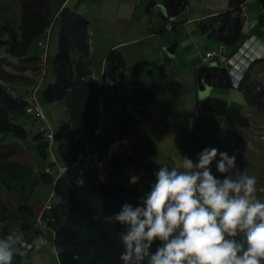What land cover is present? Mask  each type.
I'll return each mask as SVG.
<instances>
[{
	"label": "trees",
	"instance_id": "16d2710c",
	"mask_svg": "<svg viewBox=\"0 0 264 264\" xmlns=\"http://www.w3.org/2000/svg\"><path fill=\"white\" fill-rule=\"evenodd\" d=\"M228 2L226 12L203 21L200 29L233 52L248 37L243 14L248 0ZM19 3V26L0 24V133L15 138L16 143L20 138L26 139L25 127L32 116L27 112L25 97L33 95L37 86L42 87L38 97L43 103H59L65 107L67 119L56 133L51 148L56 161L69 170L55 180L44 167L43 182L55 184V196L51 212L44 215L40 223L54 234L60 264H122L120 255L124 249L119 234L124 228L109 216L118 213L125 203L139 206L144 194L143 181L131 183L134 157L118 153L119 144L130 126L148 120V103L154 100L153 88L143 82L127 83V63L119 49L112 50L107 57L104 84L92 78L90 21L78 11V6L65 5L53 11V0H19ZM188 5V0H166V18L175 26L186 22L187 19L175 22L174 19L182 16ZM258 5L261 14L257 25L264 29V0H258ZM56 22L58 52L52 61L48 57L44 62L42 49L39 47L40 55L33 49ZM49 65L53 67L55 81L40 86L43 72ZM263 73L264 59L251 66L239 86L247 105L262 111ZM205 77L216 87L231 86L226 69L214 68ZM102 102L103 113L100 110ZM208 107L223 116L226 127L248 126L241 111L228 107L224 101L206 102ZM35 138L39 142L36 149L42 163L50 162V145L44 133ZM3 159L7 157L1 155L0 162ZM48 167L55 168L56 164L50 163ZM103 176L107 183L101 180ZM4 209L7 211L8 207L0 199V238L13 230ZM19 211L35 216L28 205ZM20 228L28 243L42 235L39 229L28 233L31 227L27 225ZM31 234L36 237L30 238ZM157 246L158 242L152 251ZM17 247L23 254H15L13 264H35L39 258L35 248L29 251L22 245Z\"/></svg>",
	"mask_w": 264,
	"mask_h": 264
},
{
	"label": "clouds",
	"instance_id": "9594fccd",
	"mask_svg": "<svg viewBox=\"0 0 264 264\" xmlns=\"http://www.w3.org/2000/svg\"><path fill=\"white\" fill-rule=\"evenodd\" d=\"M246 5L243 6L244 17ZM166 17L167 11L164 13L166 25L162 32L170 34L171 31L181 26V23H177V26L173 25ZM177 19L175 18L174 22L178 21ZM261 29L264 35V29ZM47 34L49 35V32ZM49 42V38L47 37L44 41L45 45L42 47L44 62H46L48 57L49 61H52L55 57L50 56ZM176 44V42L171 44L174 47L164 44L166 47L163 52L168 55V59L164 61V65L160 68L161 75H158V88L161 89L159 81L168 78L170 79L168 80L170 81L168 84L171 88H174L177 84L179 90H187L188 88H184L182 84L183 80L180 78L183 75L185 77V82L183 83H186V86L187 83H192L193 85V89L188 90V92L195 94L198 99L197 106L195 107L196 113H198L199 106L202 103L203 113L207 112V121L205 124L203 122L201 124L205 126L209 125V120H212L213 117L220 118L224 123V118L221 114L214 112L210 107H204L206 106V102L213 104L214 99L221 100L226 102L228 107L234 108L232 107L234 104L224 99L213 97L211 93L216 88L239 91L244 98L246 108L243 111L241 110L242 108L235 109L241 111L247 119L248 126L243 128L251 129L253 124L251 123V119H249L248 113L255 111L253 114L264 115V111L248 106L239 86L249 73L251 66L255 62L264 59V40L256 35H248L233 52L228 51L229 48L219 43L217 48L205 53L203 62H220L221 66L214 68L226 69L231 83V86L228 88L216 87L208 83L205 77L204 81L209 85V90L205 93L198 92L197 90L198 76L196 71L202 69L199 64L192 71L178 70L171 67L173 57L175 56ZM219 50H222V54L226 57V60L218 57H208V53ZM163 67L166 70L164 73L162 72ZM214 68H208L204 75L206 76V73ZM173 69L174 73L169 74ZM47 72L48 67L43 72L41 82L46 78ZM104 74L102 79H98L101 84H104ZM126 75L127 81L128 74ZM261 76L264 79V73ZM151 86L152 88L154 87V85ZM37 90L38 87L34 90L33 95L31 93L25 97L28 103L27 112L37 121V133L33 137V141H35L37 134L44 133L45 141L50 145L48 151L50 162L45 160L38 166L36 161L34 166L36 170L34 169L33 173L36 177L42 179V172L44 167H46V172L54 175L55 180H58L69 170L67 166L56 161L51 148L55 144L56 133L60 128L55 131L54 127L52 128L36 96ZM199 93L206 95V99L205 97H200ZM31 96H35V104L30 103L29 98ZM157 99L158 97L154 95V100L148 103V107L151 102ZM202 99L205 100L201 101ZM100 110L102 113L104 112V102L101 103ZM200 115L201 117L203 116L202 110ZM150 116L148 115L149 118L146 122L151 119ZM63 121L61 122L63 123ZM39 122H41V127L38 129ZM224 126L226 127L225 123ZM29 127V124L25 127L27 136L26 139L20 138V141H18L20 144L30 137L32 128L29 129ZM49 132H52L54 135L52 142L47 138ZM257 135L255 134L254 138H257ZM0 140L2 143L0 144V156L7 157V159H3L0 162L1 170L3 163L17 154L20 144L15 142V138L1 133ZM36 142L39 144L37 139ZM213 162L216 163L217 172L223 176V179H219L213 175L211 171ZM235 162L236 157L234 155L230 157L227 152H220L213 147L202 150L195 161L187 156H183L171 166L167 164L160 165L158 170L154 172L155 183L152 185V182L148 184L151 185L150 191L141 198L140 205L133 207L131 204L125 203L118 213L109 216V219L114 220L124 228V231L119 234L124 249L120 255L122 264H145V261L147 264H264V199L259 196V193L263 191L258 187L256 176L249 175L247 171L241 173L239 170H236ZM50 163L56 164V167H48ZM101 180L107 183L105 176ZM138 180L139 177L133 176L131 183H137ZM3 181L5 180L0 177V199L8 207L7 211L4 209V212L7 213V217H9L10 211L11 215L23 220L28 212L19 211L21 208L17 206L21 205L19 199H16V202L8 200L10 194L14 196L15 194L11 192V186L7 185L6 181ZM44 184L52 186V194L47 203L43 205L40 217L37 219H34L36 216L32 217V220L38 221L36 226L39 225L44 215L51 212V202L55 196V184ZM31 208L33 209V207ZM12 209L15 211H11ZM23 225L26 224L20 223L19 227H13L12 233L0 238V264H13L14 255L23 254L20 252V248L17 247L18 245H22L30 251L34 248L36 249V245L39 243H47L41 236H38L33 242L28 243L25 239L23 228H20ZM37 229H39L38 226ZM27 232L32 233L30 230ZM35 237L34 234L33 237L30 235V238ZM157 242L158 246L155 248V251H152L153 245Z\"/></svg>",
	"mask_w": 264,
	"mask_h": 264
},
{
	"label": "rangeland",
	"instance_id": "374dc122",
	"mask_svg": "<svg viewBox=\"0 0 264 264\" xmlns=\"http://www.w3.org/2000/svg\"><path fill=\"white\" fill-rule=\"evenodd\" d=\"M114 1L116 0L109 1L108 11L103 15L104 20L102 26L105 27L106 31L98 34L99 30L101 31L103 28L100 26L99 28L92 26L97 30L94 39L96 42V51L100 54L102 53L104 46L103 41L117 42L126 40L129 36L136 38L141 35L142 37L149 34L153 29H160L164 24L157 13L156 19L151 20L150 24L141 22L142 25L139 23L130 25L128 20H125L123 25H121L122 29H119V20L130 18L131 15L124 14L122 10L118 11L117 8L114 9ZM59 2L60 0H53V11H56L61 5ZM75 3L77 4L78 1L75 0ZM148 3L149 0H139V4H142V6H140L136 10V14L133 15V21L139 22L142 17L146 20L149 18L143 10L146 9L143 6H147ZM96 4H100V2L97 0H86L79 6V11L94 19V16L100 12V8L97 10L95 9ZM70 5H73V3L71 2ZM114 16L119 19L114 21ZM20 22L21 8L19 0H0L1 25L9 24L17 28ZM253 28H255V23H253ZM193 34L198 36L197 31H194ZM97 35L98 38H96ZM176 37L177 36H172L170 34L165 35L164 37H159L155 41L153 39L147 40L148 38H146V41L141 40V43H138L135 48L130 46L129 48L124 49L128 60L126 61L130 68L127 83H140L146 79L153 81V93L158 99L149 104L148 115H151V119L145 124L133 125V127L130 126L127 135L120 141L118 152L126 153L127 155L134 157L135 163L133 166V176L139 177L138 183L143 181L142 191L145 195L149 192L147 190V185L151 182V184L155 183L156 178L154 172L158 170L160 165L167 164L171 166L176 160H179L180 157L183 156H187L195 161L202 150L214 147L220 152H227L230 157L233 155L236 157V170H239L241 173L247 171L249 175L256 176L258 187L263 191L259 193V196L264 199V115L253 114L255 111L248 113L249 119H251V123L253 124L251 129L239 126L227 128L224 126L223 121L218 117H213L212 120H209V125L207 126L201 125L202 122L205 124L207 121V112L203 113L202 103L199 106L198 113H196L195 107L197 105L190 100L192 95L188 92V90L193 89L192 83H187L186 86V83H183L185 82V77L182 75L180 77L181 80H183L182 84L184 85V88L188 89H183V91L176 94L178 97L174 103H178V108L169 106L171 108L165 109L164 105L171 104V100H166L165 97L169 98L171 95H166L164 90L165 85H163L160 92L158 91L155 74L152 77L146 75L151 69L150 65L154 64V56L157 51H155L154 46L164 45L165 43L168 44L171 40H177ZM5 38L8 39L9 35H6ZM49 41L52 48L55 41L56 45L54 50H56V55L58 51V28L53 35L49 32ZM205 41L213 42L208 38H205ZM197 44L199 43H195V41L184 44L181 56L192 65L198 63L201 68L212 69L221 66V63L218 61L204 63V53H201ZM43 45H45L44 41H42V44L39 46L42 48ZM194 50H196L197 53H195ZM111 51H109V53ZM31 53H33L32 50ZM94 59V68L95 71L98 72L100 67H97V58L94 57ZM183 65H186L185 61L183 62ZM202 72L203 71H196L197 76H199L200 79L197 81L199 83V88L200 81L205 80V75L202 74ZM126 74H128V69ZM39 83H41V81ZM208 90V86H205L200 92L205 93L208 92ZM201 93H199L200 97H205L206 99V95ZM233 93L238 95L243 101L244 98L239 91ZM211 94L213 97L232 101L234 104L232 107L241 109L238 98L235 95L230 96L226 90L216 88ZM205 99H202L201 101H204ZM204 107L206 108V106ZM201 110L202 117L200 115ZM241 110L243 111L244 109ZM164 111H169L170 116H161V112ZM52 113H57L61 117V120H63V117L65 116L64 108L62 106L60 108H55ZM36 124L37 121L34 118L29 120V129L32 128L30 137L20 144L17 154H15L10 160L5 161L0 170V177L7 180V182L9 181L8 183L12 184L14 189H16L15 199H22L21 205H17L19 207L25 205L34 207L35 204H37V201H40L39 206H43L51 198L52 194V186L45 185L42 182V179L36 177L33 173L36 170V167H34L36 161L34 160L35 157L31 145H33V137L37 133ZM255 134H258L257 138H254ZM21 155H23L22 158ZM20 160L22 164H20ZM144 161L149 165L146 166ZM211 171L213 175L217 176V178L223 179V176L217 172L215 162L211 165ZM11 211L15 210L12 209ZM34 219L37 218L34 217ZM8 223L12 227H19L20 223L26 224L31 227L30 231L34 232L37 229L36 223H38V221L32 220V217L28 214L23 220L16 218L11 215L9 211ZM38 228L43 234L41 235V238L47 243H39L36 245L35 253L39 258L36 260L35 264H60L54 245V234L52 230L41 223L38 225ZM31 236L33 237V234H31Z\"/></svg>",
	"mask_w": 264,
	"mask_h": 264
},
{
	"label": "crops",
	"instance_id": "0c3cea01",
	"mask_svg": "<svg viewBox=\"0 0 264 264\" xmlns=\"http://www.w3.org/2000/svg\"><path fill=\"white\" fill-rule=\"evenodd\" d=\"M77 1H78V3L76 4L75 0H60L59 3H61V5L59 6V8L64 7L65 5H70V3L72 2L73 5H70V6H78V11H79V6L82 3H84L86 0H77ZM97 1H99L100 4H96L95 9L97 10L98 8H100V12H98V14L94 16V19L83 14L90 21V61H92L91 70H92L93 78L97 79V80L102 79V76L104 74L105 62H106L107 55L109 54V51H111L113 49H119V50H121V53L123 54L124 59L127 60L124 49L129 48L130 46L135 48V46L138 43H141V40H145L146 38H148L147 40L153 39L155 41L159 37H164L165 35H170V34L172 36H177L176 37L177 40H171V42H169L168 44L165 43V45H168L169 47H172L171 44H173L175 42L177 43L176 44V50H175V56L173 57L174 59H173V62L171 64L172 65L171 67L175 68V69L177 68L178 70L192 71L193 69H195L198 66V63L192 65L188 61H186L183 58V56H181V52L183 50L184 44H186V43L188 44L192 41H195V43H199L197 45H198L199 49L201 50V53H204V55H205V53L211 51L212 49L217 48L219 46V43L216 40L212 39L211 37H209L208 35H206L202 32V30L200 29V22L206 21L210 17H213L217 14L225 12L228 9V5H229L228 0H189V5L187 8V11L177 19L178 21H180V19L187 18V21L182 22L180 24L181 26H179L176 30L171 31V33L168 34V33L162 32L163 29L165 28V25H166V21L164 18V13L167 11L165 3H164L165 0H149L148 5L143 6L146 9L142 8L144 10L145 14L147 16H149V18L147 19L148 21L142 17L139 20V22L132 20L133 15L136 14V10L140 6H142V4H139V0H116V1H114L115 2L114 3V5H115L114 9L117 8L118 11L122 10L124 12V14H130L131 15L130 18H125L123 20H121V19L119 20V25H120L119 29H122L121 25H123L125 20H128L130 25L137 24V23L142 25L141 22H144L146 24H150L151 20L156 19L157 13L161 17L164 24L161 26L160 29H158V30L153 29V30H151V32L149 34H146L145 36L141 37V35H139L138 37H140V38H138V37L135 38V37L129 36L128 39L123 40V41H117V42L116 41H103L104 46H103L102 53L100 54L96 51V42L94 39L97 30H95V28H93L92 26H94L96 28H99V26H100L101 28H103V29H101V31L99 30L98 34L106 31L105 27L102 26V23L104 20L103 15L108 11L109 1H112V0H97ZM79 12L81 13V11H79ZM260 14H261V9L258 5L257 0H249L247 2L246 12H245L246 34L256 35L257 37L264 40V35L262 32V29L257 25ZM118 19L119 18H116L114 16V21L118 20ZM253 23H255V28H253ZM57 28L58 27H57V22H56V23H54L53 27L48 30V32H51V34L53 35V33L56 32ZM194 31L198 32V36L193 34ZM143 33H145V32H143ZM46 37L49 38V35L48 34L44 35L42 37V39H40L36 43V45L33 49L35 54L40 55L42 53V51H41L42 48L39 45L42 41H45L47 39ZM96 38H98V35L96 36ZM168 38H170V37H168ZM205 38L211 39L213 42H207V41H205ZM52 39H53V36H52ZM51 42H52V40H51ZM142 42H144V41H142ZM55 45H56V43L54 41L53 48H52L51 43L49 42L50 56H53V57L56 53V50H54ZM165 45L162 44L159 46L158 45L154 46L155 51L157 50L156 54L154 56V64L150 65L151 69L149 70L148 74H146V75H149L150 77H152L155 74L156 78H157L156 82H158V79H159L158 75H161L160 68L162 67V65H164L163 64L164 61L166 59H168V55L163 52L164 48L166 47ZM160 48H161V50H160ZM229 50L230 49H228V51ZM194 52L197 53L196 50H194ZM94 57L97 58V67H100V70L98 72H96L95 68H94V60H95ZM178 57H180V58H178ZM75 58H77V56H75ZM127 61H126V63H127V67H128V78H129L130 68L128 66L129 64ZM184 61L186 62V65H183ZM168 80H170V79L167 78V79L159 81V84L161 85V89L158 88V91L160 92V90H162L163 85L165 84L166 87L164 88V90L166 92V95H168V94L171 95V97H169V98L165 97L166 100H171V104L170 105H164V108L165 109L171 108V107L178 108L179 107L178 103H174V102H176V100H177L176 98L178 97L176 94L178 92H180L181 90L178 89V86L176 83H174V84H176V86H174V88H171V86L168 84V83H170V81H168ZM52 81L53 82L55 81V74L53 71V67L49 65L46 78L43 80V82L41 83L40 86L44 85V87H45L47 84L53 83ZM177 81H178V79H177ZM143 82L148 83L150 85H154L153 81H150L147 79L143 80ZM37 87H38V90L36 92V96L38 97L39 89L42 87H39V86H37ZM223 90H225V89H223ZM226 92L230 96L235 95L233 93L235 91H233V90H226ZM190 94L192 95V97H190V100H192L197 105L198 99H197L196 95L193 93H190ZM235 96L238 98V101H240L239 106L242 109L246 108L245 104H244L245 101L244 100L242 101V99L238 95H235ZM38 99H39V103L41 105L43 112L47 116L49 122H51V124L53 125L54 129L57 130L58 128H60L61 123H62L61 121L66 119L65 107H63L62 105H60L58 103L46 104V103H43L39 97H38ZM228 99H230V98H228ZM229 102L231 104H233L232 101H229ZM61 106L64 108V112H65L64 113L65 116L63 117V120H61V117L57 113H55V114L52 113L55 108H60ZM169 106H171V107H169ZM161 116L168 117V116H170V113H169V111H164V112H161ZM40 127H41V122H39L38 129ZM32 144L33 145H31V147H32V151H33V154L35 157L34 160L37 161V164L39 166L40 163L42 162V160H41L40 156L38 155V152L36 149V147L38 145V143L36 142V139H35V141L32 142ZM22 156L23 155H21V158H22ZM20 164H22L21 160H20ZM40 169H41V167H40ZM5 181H3V182H5L8 185L9 181L8 182H7V180H5ZM9 185L11 186V192L16 194V189H14L13 185L12 184H9ZM15 197L16 196H14L13 194H10L8 196V200L11 202H16L17 200L15 199ZM19 201L21 202L22 199H19ZM39 205H40V201H37V204H35V206L33 207V212H34L36 218H39L41 213H42L43 206H39Z\"/></svg>",
	"mask_w": 264,
	"mask_h": 264
},
{
	"label": "built area",
	"instance_id": "2783aa9c",
	"mask_svg": "<svg viewBox=\"0 0 264 264\" xmlns=\"http://www.w3.org/2000/svg\"><path fill=\"white\" fill-rule=\"evenodd\" d=\"M208 57H218V58H221L223 60H226V57L223 56L222 54V50H219V51H212L211 53H208ZM29 101L31 104H35L36 101H35V96H31L29 98ZM47 138L50 142H52L54 140V135L52 132H49L47 134Z\"/></svg>",
	"mask_w": 264,
	"mask_h": 264
},
{
	"label": "water",
	"instance_id": "95a60500",
	"mask_svg": "<svg viewBox=\"0 0 264 264\" xmlns=\"http://www.w3.org/2000/svg\"><path fill=\"white\" fill-rule=\"evenodd\" d=\"M167 51H168V49H167ZM170 53H171V51H169ZM169 63V62H168ZM168 65V64H167ZM206 68H202V69H200L199 71H203L202 72V74H204L205 72H206ZM166 70L164 69V67L162 68V72L164 73ZM172 73H174V69L172 70V71H170V73L169 74H172ZM200 79H199V76L197 77V81H199ZM205 86H208V88H209V85L208 84H206L205 83V81H200V88H199V83L197 82V90H198V92L203 88V87H205Z\"/></svg>",
	"mask_w": 264,
	"mask_h": 264
}]
</instances>
